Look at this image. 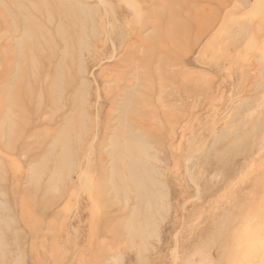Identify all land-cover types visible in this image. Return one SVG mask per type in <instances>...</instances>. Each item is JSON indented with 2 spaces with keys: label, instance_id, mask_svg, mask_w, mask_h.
<instances>
[{
  "label": "rangeland",
  "instance_id": "1",
  "mask_svg": "<svg viewBox=\"0 0 264 264\" xmlns=\"http://www.w3.org/2000/svg\"><path fill=\"white\" fill-rule=\"evenodd\" d=\"M66 2L0 0L3 264H264V0ZM146 123L163 196L133 214L113 149Z\"/></svg>",
  "mask_w": 264,
  "mask_h": 264
},
{
  "label": "bare ground",
  "instance_id": "2",
  "mask_svg": "<svg viewBox=\"0 0 264 264\" xmlns=\"http://www.w3.org/2000/svg\"><path fill=\"white\" fill-rule=\"evenodd\" d=\"M66 1L67 0H65V3H68ZM69 4H71V7H70L68 12H69L70 17L73 18L71 21L72 27H77V22L80 18L79 14L77 12L80 11L79 13H82L81 16H83L87 12L88 8H86V6H84V4H81V3L72 4V1ZM58 69H59V67H58ZM60 79L61 78H59L58 72H56V74L54 76V80H52L51 83L48 85V89L50 91H52L53 93L58 92L59 96L63 91V89L61 90L62 83H61ZM51 102H52V104L55 105L56 101H55V99H53V100H51ZM71 103L73 104L72 101H71ZM12 109H13V107H12ZM7 110H8V112H7ZM10 110H11V105L9 108L4 110V112H5L4 114L11 113ZM84 114H85V112H82V113L78 112V114L76 112H74V113H71V116L69 115L70 118H68V119H67V117L65 118L67 120H64V125L61 128H58V131L54 132V136L52 137V141H51L52 142L51 151L54 150L55 148H58V146L62 143L61 147L64 149L65 156L69 155L68 153H70V150L68 147H66V144L70 138V134H71L70 132L72 130L79 131V134L82 135V133L84 131V126L79 121H77L78 124H76V125L73 123L74 118H77V119L83 118V116H85ZM62 122H63V119H62ZM149 125L151 126L150 123L149 124L146 123V126L144 124H142V125L138 124V127L136 126L137 131H129L127 133V141L122 142L119 146H116L113 149V150H116L117 148L118 149L120 148V150L122 151V153L125 156L122 165L125 169L128 170V174L125 176H121V175L117 174V187L120 190V191L118 190V192H121V194L123 193L122 191L127 189L128 185H131L132 188H134V190H135L134 196L136 197L137 202H136V200H134V201H135V204L137 203V206L134 208L133 214L139 213V210H141V211H143V210L151 211L152 210V212H157L159 210L160 199L163 196L162 188L164 186H162L158 183V180L156 177L158 172H159V171H157L158 168L154 164H152L153 161L156 160L157 158H155V157L153 158L152 152L149 149V144H148L149 142H147V140L145 139L146 134H152L153 130L155 129L154 127H152V126L150 127ZM5 134H6V132L0 133V141L2 140V138ZM42 137H43V135H42ZM78 137H80V138H78V141H79L81 139V136L78 135ZM155 141H156V139H155ZM151 159H152V161H151ZM71 160H72V158H71ZM116 166H117V171H119L121 164L119 163ZM64 170H69V169L67 167H65V169H63L62 167H60L58 165V163H56V165L54 166L52 174H53V176L59 177L62 172H65ZM111 175H112V173H111ZM2 196H3V194L1 193L0 198H2ZM3 205H4L3 202L0 201V208H2ZM4 213H7V212H4ZM4 215L6 216V214H4ZM9 216H10V214H9ZM154 218H155V215L153 214V216H149L148 221L154 222L155 221ZM9 221L10 220H8V217L5 218L4 216H2L0 214V264H3V262L6 258L7 250H8L6 243L4 244V234H5L4 232L6 229H8L7 227H9V225H8ZM11 225H10V227H11ZM10 243H12V242H10ZM11 246H13V245H11ZM8 258H10V257H8ZM14 264H17V263L14 262Z\"/></svg>",
  "mask_w": 264,
  "mask_h": 264
}]
</instances>
